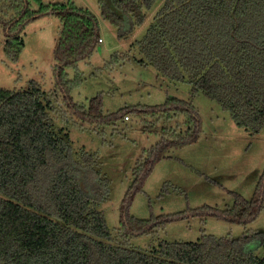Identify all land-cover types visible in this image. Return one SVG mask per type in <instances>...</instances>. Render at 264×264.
Masks as SVG:
<instances>
[{"label":"trees","instance_id":"1","mask_svg":"<svg viewBox=\"0 0 264 264\" xmlns=\"http://www.w3.org/2000/svg\"><path fill=\"white\" fill-rule=\"evenodd\" d=\"M33 2L37 9L31 8ZM98 6L120 39H128L149 14L145 32L132 44L141 54L139 61L175 83L188 82L192 95L215 100L236 125L255 133L264 129V0H98ZM43 13L61 23L52 72L65 106H57L62 120L72 116L82 127L80 122L114 124L129 114L156 120L185 116L183 132L174 128L179 123L165 127L137 158L119 208L121 236L150 233L184 217L182 212L142 219L131 215L129 206L169 149L198 138V111L175 96L156 106L109 113L102 111L99 94L87 106L77 103L71 90L79 76L68 79L66 69L88 59L100 43L98 20L88 8L72 0H0L3 48L14 59L24 23ZM51 94L36 81L21 90L0 87V264H264V231L236 238L202 234L195 241H161L147 249L112 243L103 213L80 179L94 156L85 151L79 158L71 156L67 135L50 122ZM232 195L231 206L204 205L191 213L247 223L264 206V183L250 199Z\"/></svg>","mask_w":264,"mask_h":264},{"label":"rangeland","instance_id":"2","mask_svg":"<svg viewBox=\"0 0 264 264\" xmlns=\"http://www.w3.org/2000/svg\"><path fill=\"white\" fill-rule=\"evenodd\" d=\"M63 1L41 0L45 4ZM72 1L96 16L101 39L88 59L66 69L68 79L79 76L75 82H80L71 90L74 101L87 106L89 99L99 94L102 111L109 113L131 106H156L167 96H175L190 102L200 117L198 138L169 149L166 157L155 163L129 206V213L142 219L182 212L185 216L160 224L150 233L123 238L119 208L132 182L137 158L160 139L165 127L179 123L174 128L183 132L185 116L156 120L153 116L129 114V118L114 124L80 122L82 127L72 116L62 120L57 106H65L54 88L52 72L60 20L47 13L28 19L19 34L22 45L14 59L3 48L5 37L0 29V87L21 90L36 81L43 91L52 92L50 122L67 135L71 156L79 158L83 151L94 156V164L82 169L80 179L103 213L111 242L147 249L161 241H195L202 234L236 238L242 233L264 231V206L247 223L191 213L204 205L231 206L232 193L251 198L259 182L264 183V129L255 133L236 125L215 100L202 93L192 95L188 82L175 83L153 66L141 63V54L132 44L145 32L149 14L128 39H120L116 27L102 18L98 0ZM38 7L36 2L31 5L33 9ZM262 252L257 250L258 254Z\"/></svg>","mask_w":264,"mask_h":264},{"label":"built area","instance_id":"3","mask_svg":"<svg viewBox=\"0 0 264 264\" xmlns=\"http://www.w3.org/2000/svg\"><path fill=\"white\" fill-rule=\"evenodd\" d=\"M99 40L101 41V39L99 38Z\"/></svg>","mask_w":264,"mask_h":264}]
</instances>
